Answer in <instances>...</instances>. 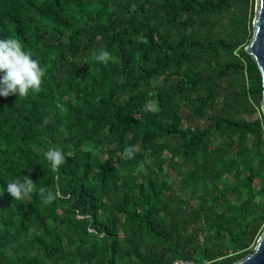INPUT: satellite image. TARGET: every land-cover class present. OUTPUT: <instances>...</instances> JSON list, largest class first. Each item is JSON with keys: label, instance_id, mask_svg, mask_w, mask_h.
Wrapping results in <instances>:
<instances>
[{"label": "trees", "instance_id": "trees-1", "mask_svg": "<svg viewBox=\"0 0 264 264\" xmlns=\"http://www.w3.org/2000/svg\"><path fill=\"white\" fill-rule=\"evenodd\" d=\"M254 5L0 0V39L21 40L46 71L39 92L0 96V264H231L253 250L264 231L262 83L244 50ZM25 176L35 189L14 200L7 183ZM42 186L59 193L49 204Z\"/></svg>", "mask_w": 264, "mask_h": 264}, {"label": "clouds", "instance_id": "clouds-1", "mask_svg": "<svg viewBox=\"0 0 264 264\" xmlns=\"http://www.w3.org/2000/svg\"><path fill=\"white\" fill-rule=\"evenodd\" d=\"M95 59L99 63L107 64L109 60L114 59L111 53L104 48L98 50ZM0 96L8 97L18 93L20 98L26 97L31 90L33 93L40 91L43 83V77L46 74L45 69L33 58L31 51H25L21 40L16 38L0 39ZM49 121H43L47 124ZM36 150V146H33ZM140 151V146L131 145L124 148V155L132 159ZM44 158L50 163L51 167L59 170V167L65 163V156L61 149L50 148L44 152ZM35 189V183L25 176L23 181L13 180L7 183L6 191L14 198L20 201L27 198ZM40 194L44 197V203H51L59 193L45 187H40Z\"/></svg>", "mask_w": 264, "mask_h": 264}, {"label": "water", "instance_id": "water-1", "mask_svg": "<svg viewBox=\"0 0 264 264\" xmlns=\"http://www.w3.org/2000/svg\"><path fill=\"white\" fill-rule=\"evenodd\" d=\"M244 50L256 63L261 77L260 109L264 119V0H255L252 35ZM231 264H264V231L253 250Z\"/></svg>", "mask_w": 264, "mask_h": 264}, {"label": "built area", "instance_id": "built-area-1", "mask_svg": "<svg viewBox=\"0 0 264 264\" xmlns=\"http://www.w3.org/2000/svg\"><path fill=\"white\" fill-rule=\"evenodd\" d=\"M170 264H197L192 260H174Z\"/></svg>", "mask_w": 264, "mask_h": 264}, {"label": "rangeland", "instance_id": "rangeland-1", "mask_svg": "<svg viewBox=\"0 0 264 264\" xmlns=\"http://www.w3.org/2000/svg\"><path fill=\"white\" fill-rule=\"evenodd\" d=\"M251 119H254V118H260V114L258 113V111L250 117Z\"/></svg>", "mask_w": 264, "mask_h": 264}]
</instances>
